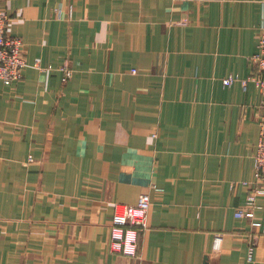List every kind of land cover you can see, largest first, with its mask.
I'll return each instance as SVG.
<instances>
[{
	"label": "crops",
	"instance_id": "obj_1",
	"mask_svg": "<svg viewBox=\"0 0 264 264\" xmlns=\"http://www.w3.org/2000/svg\"><path fill=\"white\" fill-rule=\"evenodd\" d=\"M263 1L0 0L26 63L0 82V264H264V195L235 217ZM144 194L137 255L110 253L113 205Z\"/></svg>",
	"mask_w": 264,
	"mask_h": 264
},
{
	"label": "built area",
	"instance_id": "obj_2",
	"mask_svg": "<svg viewBox=\"0 0 264 264\" xmlns=\"http://www.w3.org/2000/svg\"><path fill=\"white\" fill-rule=\"evenodd\" d=\"M9 19L5 13L0 11V82L5 86H12L22 78V71L26 66L23 56V43L19 38L6 34V25ZM257 51L251 58L252 72L247 80L241 82L245 89L247 83H253L259 95V134L254 153V181L251 183L250 193L246 198L244 207L235 212L237 219L245 218L253 220V209L256 199L264 195V1L262 19L257 37ZM40 71H47L50 67L42 69L35 65ZM65 79L71 75L67 65L59 68ZM134 73V71H132ZM237 82L234 77L222 80L225 87ZM150 198L147 194L141 195L135 205H113V213L109 228L108 249L112 254L133 258L137 255L139 233L147 226V217L150 209ZM251 225L261 226L252 221ZM262 228V227H259ZM256 246L253 239L249 251ZM252 259V254L248 260Z\"/></svg>",
	"mask_w": 264,
	"mask_h": 264
},
{
	"label": "rangeland",
	"instance_id": "obj_3",
	"mask_svg": "<svg viewBox=\"0 0 264 264\" xmlns=\"http://www.w3.org/2000/svg\"><path fill=\"white\" fill-rule=\"evenodd\" d=\"M44 68H46V67H42V69H44ZM70 69V68H69ZM70 71L72 72V70L70 69Z\"/></svg>",
	"mask_w": 264,
	"mask_h": 264
}]
</instances>
